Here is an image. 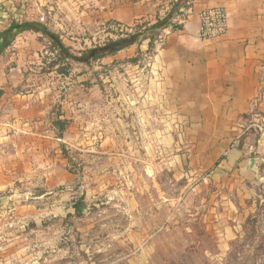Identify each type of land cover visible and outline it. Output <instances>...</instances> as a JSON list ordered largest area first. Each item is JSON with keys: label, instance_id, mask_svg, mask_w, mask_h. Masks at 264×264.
<instances>
[{"label": "crops", "instance_id": "crops-1", "mask_svg": "<svg viewBox=\"0 0 264 264\" xmlns=\"http://www.w3.org/2000/svg\"><path fill=\"white\" fill-rule=\"evenodd\" d=\"M218 6L227 10L228 34L203 41L200 14ZM41 13L46 15L44 21ZM0 17V90L4 92L0 133L2 128L21 127L19 140L48 142L57 158L55 164L49 160L34 164L45 155L46 146L40 144L34 161L24 163V174L40 170L45 175L62 174L59 184L73 189L77 171L69 166L74 160L59 149L68 133L61 134L55 125L62 121L76 126L74 113L82 108L88 116L84 115L83 124L99 127V134L90 132L87 141L99 138L101 147L106 142H130L127 155L143 156L153 168L176 174L210 173L213 188L227 191V205L233 209L246 208L253 190L264 189V145L258 131L247 130L264 121V0H0ZM158 20L168 24L152 53L146 40L97 62L74 60L81 58L82 53L74 50L88 33L116 26L150 27ZM41 27L58 36L72 56L66 58L70 69L63 77L67 81L63 93H54L34 79L35 72L42 70L47 45L52 44ZM108 66L115 68L114 89L107 86L109 77L103 73ZM57 70L50 75L61 79ZM91 93L95 101L89 98ZM38 126H52L56 133L33 134L31 127ZM140 142L147 143L146 152ZM29 147L25 144L19 153L23 161L31 156ZM7 179L0 183V191L16 184ZM79 200L84 207L81 213L73 206ZM51 201L55 218L84 215L87 207L84 197ZM22 204V213L28 212L29 205ZM2 240L0 236V264H5Z\"/></svg>", "mask_w": 264, "mask_h": 264}, {"label": "rangeland", "instance_id": "rangeland-1", "mask_svg": "<svg viewBox=\"0 0 264 264\" xmlns=\"http://www.w3.org/2000/svg\"><path fill=\"white\" fill-rule=\"evenodd\" d=\"M124 39L108 28L86 34L74 51L78 55ZM46 51L44 66L35 72L34 79L54 93H63L67 88L63 77L70 69L66 58L52 44ZM53 69L61 79L50 75ZM88 69L94 71L93 67ZM114 72L112 66L103 70L111 89ZM91 97L96 100L92 93ZM85 113L82 108L76 110L77 125H67L62 134L68 133V138L59 147L74 160L68 165L77 171L71 191L59 184L60 174L45 175V170L24 174V163H32L35 147L45 143L38 138L19 140L24 132L21 127L2 128L0 183L7 176L16 183L0 191L5 264H264V189L253 190L246 208L233 209L227 205V191L213 188L210 173L176 174L153 168L147 158L127 155L130 142H106L101 147L99 138L87 141L90 132L99 134V127L83 124L84 115L88 117ZM98 114L97 110L94 115ZM52 129L38 126L31 127V132L56 133ZM25 144L30 145L31 156L23 161L19 153ZM139 144L146 152L147 143ZM45 146L44 158L35 159L34 164L48 160L55 164V150L48 142ZM102 152L106 155L101 156ZM73 197L86 199L84 215L55 218L51 199ZM25 202L29 209L22 213ZM10 208L15 211L13 219L8 215Z\"/></svg>", "mask_w": 264, "mask_h": 264}, {"label": "trees", "instance_id": "trees-1", "mask_svg": "<svg viewBox=\"0 0 264 264\" xmlns=\"http://www.w3.org/2000/svg\"><path fill=\"white\" fill-rule=\"evenodd\" d=\"M187 1V0H185ZM168 22L167 21H162L158 20L157 24L148 26L146 24H140L137 25L133 29L132 35L129 36L128 39H134V43L132 46H140L143 42L146 40H149V53H152L155 49V42L160 36L161 32L163 29L167 26ZM40 32L45 36L49 37L50 40H52V46H55L57 50H59L60 54L64 56V58L71 57L72 56L68 53V50L63 46V44L60 41V38L56 36L55 34L50 33L45 27H41ZM118 51H104L102 48H93V49H88L85 52L82 53L81 58L74 57L75 61H81V62H86L89 63L90 61H97L100 59H103L107 56L114 55ZM140 55V53H138ZM138 60L136 59L133 63H136ZM4 96V92L0 90V98ZM58 126L59 130L62 132L65 130L67 123L60 121L59 123H56ZM74 208L77 210V212H82L83 210V205L81 203V200L76 201L74 203Z\"/></svg>", "mask_w": 264, "mask_h": 264}, {"label": "built area", "instance_id": "built-area-1", "mask_svg": "<svg viewBox=\"0 0 264 264\" xmlns=\"http://www.w3.org/2000/svg\"><path fill=\"white\" fill-rule=\"evenodd\" d=\"M41 21L45 20L46 15L41 13ZM201 19V29L199 37L203 41H213L221 37H224L228 34V13L224 7L218 6L214 8L207 9L200 14ZM3 30V23L0 17V35ZM114 32L119 34L121 38L128 39L133 33L132 28H125L122 26H116L113 29ZM255 129L259 133L260 143L264 145V121H258L255 124H252L248 127L247 130ZM14 210L9 209L8 215L14 218ZM12 227L13 224H11Z\"/></svg>", "mask_w": 264, "mask_h": 264}, {"label": "water", "instance_id": "water-1", "mask_svg": "<svg viewBox=\"0 0 264 264\" xmlns=\"http://www.w3.org/2000/svg\"><path fill=\"white\" fill-rule=\"evenodd\" d=\"M134 39H124L102 48L104 51H120L133 45ZM1 204V200H0Z\"/></svg>", "mask_w": 264, "mask_h": 264}]
</instances>
